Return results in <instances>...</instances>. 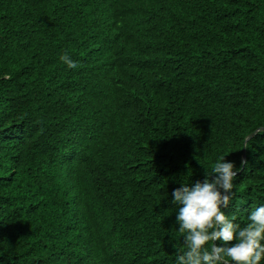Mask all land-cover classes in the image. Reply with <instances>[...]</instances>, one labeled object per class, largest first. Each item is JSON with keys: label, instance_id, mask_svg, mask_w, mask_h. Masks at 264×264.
Wrapping results in <instances>:
<instances>
[{"label": "trees", "instance_id": "16d2710c", "mask_svg": "<svg viewBox=\"0 0 264 264\" xmlns=\"http://www.w3.org/2000/svg\"><path fill=\"white\" fill-rule=\"evenodd\" d=\"M261 126L264 0H0V264H175L181 183L244 149L264 202Z\"/></svg>", "mask_w": 264, "mask_h": 264}, {"label": "clouds", "instance_id": "9594fccd", "mask_svg": "<svg viewBox=\"0 0 264 264\" xmlns=\"http://www.w3.org/2000/svg\"><path fill=\"white\" fill-rule=\"evenodd\" d=\"M60 60L68 69L79 67L67 53ZM264 134L257 127L245 140ZM248 165L221 157L203 181H187L171 192L170 204L176 213L178 232L184 247L178 249L175 264H264V202L246 213L247 222L224 210L235 203V181Z\"/></svg>", "mask_w": 264, "mask_h": 264}, {"label": "water", "instance_id": "95a60500", "mask_svg": "<svg viewBox=\"0 0 264 264\" xmlns=\"http://www.w3.org/2000/svg\"><path fill=\"white\" fill-rule=\"evenodd\" d=\"M243 158L245 159V156H244V149H243Z\"/></svg>", "mask_w": 264, "mask_h": 264}]
</instances>
